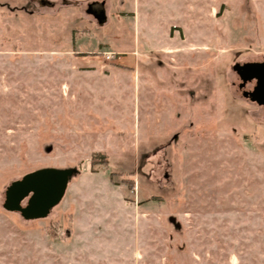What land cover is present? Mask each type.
<instances>
[{
	"label": "rangeland",
	"instance_id": "obj_1",
	"mask_svg": "<svg viewBox=\"0 0 264 264\" xmlns=\"http://www.w3.org/2000/svg\"><path fill=\"white\" fill-rule=\"evenodd\" d=\"M51 1L0 0V264H264V0ZM43 166L61 200L5 209Z\"/></svg>",
	"mask_w": 264,
	"mask_h": 264
},
{
	"label": "water",
	"instance_id": "obj_2",
	"mask_svg": "<svg viewBox=\"0 0 264 264\" xmlns=\"http://www.w3.org/2000/svg\"><path fill=\"white\" fill-rule=\"evenodd\" d=\"M96 8L94 15L100 21L103 10L100 2L91 4V9ZM233 68L239 78L237 86L241 95L264 110V60L236 62ZM250 80H253L251 88H243ZM73 173L72 167L43 166L30 170L7 184L2 205L7 210L18 211L25 219L44 217L63 197ZM170 220L173 222L172 217Z\"/></svg>",
	"mask_w": 264,
	"mask_h": 264
},
{
	"label": "flooded vegetation",
	"instance_id": "obj_3",
	"mask_svg": "<svg viewBox=\"0 0 264 264\" xmlns=\"http://www.w3.org/2000/svg\"><path fill=\"white\" fill-rule=\"evenodd\" d=\"M35 1H37L39 4H48L50 6L53 5V1H51V0H41V1L35 0ZM63 2H64V0H63ZM69 3H73V2H69ZM91 4H93V3H91ZM91 4H90V8H91ZM91 10L93 11V13L97 12V8L91 9ZM250 81H253V80H250Z\"/></svg>",
	"mask_w": 264,
	"mask_h": 264
},
{
	"label": "trees",
	"instance_id": "obj_4",
	"mask_svg": "<svg viewBox=\"0 0 264 264\" xmlns=\"http://www.w3.org/2000/svg\"><path fill=\"white\" fill-rule=\"evenodd\" d=\"M92 159H94V158H92ZM130 182H131V180H130Z\"/></svg>",
	"mask_w": 264,
	"mask_h": 264
}]
</instances>
